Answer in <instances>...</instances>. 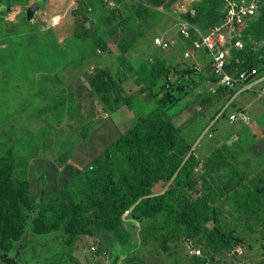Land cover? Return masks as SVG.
Returning a JSON list of instances; mask_svg holds the SVG:
<instances>
[{"label": "rangeland", "instance_id": "374dc122", "mask_svg": "<svg viewBox=\"0 0 264 264\" xmlns=\"http://www.w3.org/2000/svg\"><path fill=\"white\" fill-rule=\"evenodd\" d=\"M260 2L263 14L251 41L257 48L255 61L262 66L264 0ZM34 4L38 8L26 20V10ZM189 4L190 0H0V264H111L116 252L118 264H190L183 243L198 241L203 232L195 236L185 225L175 227L177 210L172 205L140 223L125 211L120 222L95 203L93 191L88 195L70 182L77 171L95 170L92 161L124 133V115L137 107L136 119L125 132L137 119L153 114L181 130L194 156L175 183V176L160 180L151 194L171 200L175 189L177 200L191 211L204 209L203 230L223 232L231 241L240 238L251 254L260 253L264 129L250 132V125L229 123V114L243 109L239 99L224 116H216L231 95L225 98L210 90L215 84L208 56L200 51L184 55L191 42L179 37L176 22L181 5ZM195 7L194 24L201 31L223 17L216 0H199ZM56 16L59 23L51 25ZM156 35L176 43L158 50L151 41ZM157 58L164 61L165 74L155 70L144 86L123 83L131 74L146 78L144 67L156 64ZM100 72L122 86H98L92 78ZM105 89L104 99H121L111 113L101 110L98 95ZM248 94L244 93V103L253 98ZM143 97L152 101L145 103ZM210 125L211 130L198 136ZM21 200L27 201L26 212L30 210L29 226L15 256L10 222ZM165 223L169 229L162 231ZM100 225L115 232L119 242L113 248L96 234ZM127 231L145 235L140 249L128 252L123 243Z\"/></svg>", "mask_w": 264, "mask_h": 264}, {"label": "trees", "instance_id": "16d2710c", "mask_svg": "<svg viewBox=\"0 0 264 264\" xmlns=\"http://www.w3.org/2000/svg\"><path fill=\"white\" fill-rule=\"evenodd\" d=\"M216 2H219L220 9L221 7L223 8L222 0H216ZM261 7L258 16L252 19L243 31V39L246 42V48L242 51L233 52L234 57L245 60L243 65H237V67L241 69L251 68L257 65L260 70L264 71V65L261 66L255 61V51H257V48L251 44L252 36L258 29L257 22L263 14V9ZM189 19L194 24L196 20L195 17ZM160 59H155L156 64L144 67L146 72H148L145 78L146 82L155 75V70L165 74L166 65L164 61ZM230 66H235L234 60L231 61ZM159 67L160 69H157ZM93 78L92 82H97L98 86L108 85L106 87L112 88V90L114 89L112 85L121 87L118 80H114L113 77L106 72H100ZM92 82L91 84H95ZM214 82L215 79L212 78V83ZM215 92L221 97H228L233 94L232 91H228L222 87H218ZM106 94H108V91L105 89V94L98 95L101 96V110L103 112L110 111L111 113L117 109V106L121 103V99L118 95L114 101L108 99V96L104 99L103 95ZM106 105H109L110 108ZM105 106L107 108H105ZM226 111L227 109L223 110L219 117L224 116ZM152 115L153 114L137 119L136 123L128 131L114 140L115 142L111 148H105L101 154L95 157L92 161V168L95 169L94 171H77L70 182L75 184V187L80 191L88 195L94 194L95 203H99L104 209L108 208L110 213H112V219L117 217L120 222L121 220L124 221L122 219V214L125 211H129L132 221L140 223V219L156 217L158 214L167 211L169 205H172L171 207L177 210L176 218L172 220L175 227H177V223L178 225H185L188 228L186 232L195 236L203 232L200 239L196 242L204 249L218 251L233 244L244 242V240L242 241L240 238L231 241L223 232L203 230L204 218L206 217L204 216V209L200 208L197 213L191 211L190 206L186 204V202L177 200L175 189L171 191L174 195L170 197L172 201L169 200L167 196L151 194L152 186L160 180L175 176V183L177 176H179L186 168L187 164L194 159L192 152H190L191 146L183 138L181 130L173 126L170 122ZM116 164H119V167L115 168V166H113ZM187 174L188 172L184 175L186 176ZM64 188L68 190L67 186H64ZM92 191L94 192L93 194H91ZM39 204L40 201H37L36 205ZM100 205L98 207H100ZM27 208V201L21 200L19 207H17L15 211L13 220H10L11 230L13 229L11 239L15 241V256L17 255L19 245H22V238L26 235L29 226L28 220L30 210L26 212ZM4 213L9 215V211L7 210H4ZM177 216H179L178 221ZM98 219L100 220L99 217ZM132 221L130 224L134 228L137 227ZM263 226L264 222H262L261 229ZM155 228L156 227L152 228V230ZM168 229L169 226H167V223L161 226L162 231ZM96 234L101 235L100 238L107 243V247L112 246L113 248L116 246V243L119 242L113 235L115 232L111 234L108 229L102 225L97 227ZM144 239L146 238L144 234L142 235V231L136 233V235H134L133 232L127 231L124 233L123 243L127 245L128 252H131L137 247L140 249L141 240ZM2 253L3 252L0 250V256ZM126 253L127 252L124 254ZM119 256L118 252H116L111 259V264H118ZM189 261L191 262V260ZM5 264L14 263L12 260H7Z\"/></svg>", "mask_w": 264, "mask_h": 264}, {"label": "built area", "instance_id": "2783aa9c", "mask_svg": "<svg viewBox=\"0 0 264 264\" xmlns=\"http://www.w3.org/2000/svg\"><path fill=\"white\" fill-rule=\"evenodd\" d=\"M199 0H190L189 6L181 5L180 14L177 17L176 33L179 37L191 42V48L184 55L189 57L194 52L200 51L208 56L210 74L215 79V91L218 87L232 91L231 99L216 115L228 109L234 103L237 96L244 93H255L264 96V71L254 66L251 68L237 67L244 64L245 60L234 57V51H242L246 48L243 39V31L248 23L255 19L260 12V0H222L223 17L221 21L208 29L201 31L189 18L196 15L195 4ZM51 25L59 23V17H52ZM252 40V39H251ZM152 45L158 50H169L176 41L156 35L152 38ZM254 44V41H251ZM234 60L235 66H230ZM234 108V107H233ZM231 122L241 121L248 123L250 118L244 109L233 110L229 114ZM261 249L259 254H251L244 242L233 244L221 250H206L198 242L188 239L183 246L185 254L191 260L190 264H264V226L260 234ZM95 251V247H91Z\"/></svg>", "mask_w": 264, "mask_h": 264}, {"label": "crops", "instance_id": "0c3cea01", "mask_svg": "<svg viewBox=\"0 0 264 264\" xmlns=\"http://www.w3.org/2000/svg\"><path fill=\"white\" fill-rule=\"evenodd\" d=\"M184 41V40H183ZM157 49V48H156ZM133 67V66H132ZM124 80V79H123ZM124 82H132V83H134L135 85H137V84H140V85H142L143 84V86H144V82H146V80H145V78H144V76H140V78L138 79L137 78V76L135 77L134 75H127V78H126V81H123V83ZM121 86H122V83L120 84ZM254 93H249L248 95L249 96H251V97H253L252 98V100L250 99V100H248V101H245V103L243 102V100H245L246 98L244 97V96H246V95H244V94H242V95H239V96H237V98L235 99L236 101L239 99V101H237L238 103V106H240V105H242V104H244V106L242 105L241 107L244 109V110H246L247 111V114H248V116H249V118H250V121L248 122V123H243V122H241V121H236V122H231L230 120H229V123L230 124H233V125H237V127H241V125H250L251 127V129L253 130V128H255L254 130H260V133H262V131H263V129H264V109H256V107H260V108H262L263 106H264V98H255L254 96H252ZM247 97V96H246ZM224 98V97H223ZM222 98V99H223ZM225 98H226V96H225ZM136 99V98H135ZM136 100H138V101H140V99L139 98H137ZM143 100H144V102L145 103H149V102H151L152 101V98H144L143 97ZM255 107V110H253V108ZM138 110H139V107H137L136 109H133V112L135 113V114H133V112L131 111V113L130 114H126V115H124V118H126L125 120H124V122H128V127L126 128V129H128L130 126H131V124L135 121V119H136V113L138 112ZM253 112H256V116H254L253 115ZM115 113V112H114ZM113 114V113H112ZM257 117H258V119H257ZM254 119V120H253ZM255 119H257V122H259L258 123V125H257V122H255L256 120ZM118 121H120V120H118ZM117 124H118V122H117ZM122 124V123H121ZM213 127V125H210V126H206L202 131H201V133L198 135V136H200V135H203L204 134V132L205 131H208L209 129L211 130V128ZM236 127V126H235ZM125 129V130H126ZM250 129V130H251ZM123 131L121 132V133H123V132H125V130L124 129H122ZM250 131V132H256V131ZM198 138V137H197ZM245 138V137H244ZM239 138L237 137V140H238ZM246 139V138H245ZM196 144V143H195ZM195 144H192L193 146H195L194 148H196V145ZM153 188H157V185L155 184L154 185V187Z\"/></svg>", "mask_w": 264, "mask_h": 264}, {"label": "water", "instance_id": "95a60500", "mask_svg": "<svg viewBox=\"0 0 264 264\" xmlns=\"http://www.w3.org/2000/svg\"><path fill=\"white\" fill-rule=\"evenodd\" d=\"M38 8V5L37 4H34L32 5L31 7H29L27 10H26V14H25V19L26 20H29L31 19L34 11Z\"/></svg>", "mask_w": 264, "mask_h": 264}]
</instances>
